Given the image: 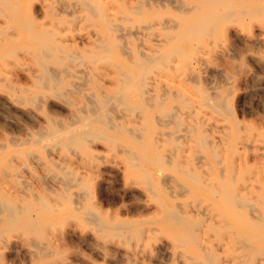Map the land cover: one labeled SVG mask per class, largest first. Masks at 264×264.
Wrapping results in <instances>:
<instances>
[{"label": "rangeland", "instance_id": "rangeland-1", "mask_svg": "<svg viewBox=\"0 0 264 264\" xmlns=\"http://www.w3.org/2000/svg\"><path fill=\"white\" fill-rule=\"evenodd\" d=\"M95 1L0 0V264H264V0Z\"/></svg>", "mask_w": 264, "mask_h": 264}, {"label": "bare ground", "instance_id": "bare-ground-1", "mask_svg": "<svg viewBox=\"0 0 264 264\" xmlns=\"http://www.w3.org/2000/svg\"><path fill=\"white\" fill-rule=\"evenodd\" d=\"M2 1H4V0H2ZM15 3V2H14ZM206 5H207V3H205ZM205 4H201V7H204L205 6ZM15 5V4H14ZM76 6V5H75ZM136 6V5H135ZM134 6V7H135ZM215 6V5H214ZM8 7V6H7ZM10 7H12V9H13V6H11V5H9V7L8 8H10ZM17 7V6H16ZM74 9H75V14H77V15H79L80 16V14H82L83 16H85L86 18L87 17H90V19H91V21L92 20H95V19H100L101 21H103V23H105L107 26L106 27H108L107 29H105V31L103 32V33H98V35H97V37H92L91 39H90V45H94V44H96V43H103L104 45L103 46H106L105 44V42H107V41H112V40H114V39H111V38H113V37H111V38H109L108 37V34L106 33V30H112L111 28H109L110 27V22L108 21L109 19H107V16H106V14H105V12H104V9H103V6H101V4L100 3H98L97 1H95V0H79V2H78V5L76 6V7H74ZM141 9V8H140ZM137 11H138V9H137ZM73 12V11H72ZM134 12V11H133ZM230 12V11H229ZM2 13V12H1ZM14 13V12H13ZM12 13V14H13ZM228 13V12H227ZM234 12H232V14H233ZM241 13V12H240ZM141 14V13H140ZM4 15H7V14H4ZM77 15H75V17H77ZM11 16H13V19H15L14 17H16L15 16V14H13V15H11ZM72 16H74V15H72ZM6 17V16H5ZM8 17V16H7ZM81 17V16H80ZM94 18V19H93ZM218 18H219V12L218 11H215V12H213V14L207 19V20H205V21H202V22H200L199 24H197V26H195V27H193L191 30L193 31V30H208V28H207V26L211 23V22H213V21H217L218 20ZM223 19V18H222ZM228 19V18H227ZM100 20H96L97 21V23H98V21H100ZM101 21L99 22L100 24H102L101 23ZM94 22V21H93ZM13 23V22H12ZM11 23V26L13 25ZM16 23V22H15ZM95 23V22H94ZM98 23V24H99ZM104 24V25H105ZM115 25V24H114ZM216 26H217V24H215ZM31 26V25H30ZM101 26V25H100ZM33 27V26H32ZM102 27H103V24H102ZM113 27V26H112ZM114 27H116V26H114ZM16 28V27H15ZM29 29V32H28V34H27V36L29 37V39L31 40V41H37V40H45V39H47V37L49 38V39H51L52 41H54L55 43H56V41H55V37L53 36V34L52 35H50V36H48V34H49V32H45V31H43L42 30V32H38V31H35L34 29H31V28H28ZM103 29H104V27H103ZM101 31V30H100ZM117 32H118V30H117ZM187 32V31H186ZM211 32V31H210ZM14 35V34H13ZM128 35V34H127ZM10 37V36H9ZM116 37H117V35H116ZM122 37V36H121ZM127 37V36H126ZM118 38V37H117ZM3 39V38H2ZM116 41V40H115ZM76 42V41H75ZM118 42V41H117ZM120 43V42H119ZM41 44H43V43H41ZM56 45H58L57 43H56ZM59 45H60V43H59ZM58 45V46H59ZM126 44H124L123 46H125ZM102 46V47H103ZM119 46V45H118ZM93 47H97V45L96 46H93ZM100 47V45L98 46V48ZM117 47V46H116ZM46 48V47H45ZM94 48V49H95ZM106 48V47H105ZM44 49V48H43ZM97 49V48H96ZM103 49V48H102ZM42 50V49H41ZM46 50V49H45ZM107 50H109V47L107 48ZM47 51H49V49H47ZM59 51V50H58ZM66 51V50H65ZM102 51V50H101ZM176 51V50H175ZM50 52V51H49ZM98 52H100V51H98ZM103 52V51H102ZM108 52V51H107ZM40 53V52H39ZM66 53H67V51H66ZM94 53H96V52H94ZM94 53H91V54H94ZM173 53H174V51H173ZM42 54H43V52H42ZM78 54V53H77ZM131 54V53H130ZM44 55V54H43ZM50 55V54H49ZM53 55V54H52ZM52 55H50V56H52ZM79 55V54H78ZM83 55V54H82ZM110 55V54H109ZM157 55V54H156ZM164 55V54H163ZM49 56V57H50ZM67 56V55H66ZM73 56V55H72ZM75 56V55H74ZM137 56H138V53H137ZM170 56V55H169ZM44 57V56H43ZM48 57V56H47ZM147 57V56H146ZM49 59V58H48ZM166 59V58H165ZM70 60H72V58L70 59ZM143 60V59H142ZM73 61V60H72ZM145 61V60H144ZM71 62V61H70ZM150 64V63H149ZM44 66V65H43ZM139 67V66H138ZM153 67V66H152ZM62 69H65V68H62ZM134 69V68H133ZM144 72H146V70L144 71ZM147 72H150V71H147ZM56 74H57V72H56ZM59 74V73H58ZM124 74V73H123ZM145 74H147V73H145ZM144 74V75H145ZM131 75V74H130ZM141 75V78H142V73L140 74ZM143 75V76H144ZM147 76V75H146ZM67 77V76H66ZM128 77L129 78H131L130 76H126V79H128ZM147 78V77H146ZM41 79H43V78H41ZM61 79V78H60ZM132 79V78H131ZM143 79H145V78H143ZM141 80V79H140ZM39 81V80H38ZM41 81V80H40ZM52 81V80H51ZM62 81V80H61ZM138 81V80H137ZM143 82V81H142ZM53 83V82H52ZM51 87V86H50ZM95 98V97H94ZM114 101V100H113ZM104 102V101H103ZM109 104V103H108ZM94 107V106H93ZM95 108V107H94ZM91 109V108H90ZM102 112H104L103 111V109H102ZM95 114H96V112H95ZM100 115V114H99ZM82 116V115H81ZM93 120V119H92ZM94 123V122H93ZM88 128H89V126H88ZM89 130V129H88ZM87 130V131H88ZM55 131V130H54ZM79 133H80V131H79ZM78 133V134H79ZM82 134V133H81ZM86 134H89V133H86ZM77 136V135H76ZM80 136V135H79ZM83 136V135H82ZM91 136V135H90ZM89 136V137H90ZM81 137V136H80ZM74 137H72V138H70V140L72 139L73 141H74V139H73ZM83 140V139H82ZM84 142H86V139L85 140H83ZM72 142V141H71ZM70 142V143H71ZM72 144H74V142L72 143ZM234 198V197H233ZM236 198V200H239V199H237V197H235ZM239 202H241L240 200H239ZM235 203V202H234ZM244 203V202H243ZM176 213V212H175ZM98 217V216H97ZM176 220V219H175ZM188 241V240H187ZM185 243V242H184ZM183 243V244H184ZM205 253V252H204ZM205 255V254H204ZM206 257V260H207V258H209V256H205ZM211 260L213 261V259L211 258ZM209 261V260H208ZM208 261H206V262H208ZM199 262H201V260L199 261ZM209 263V262H208ZM210 264H212L211 263V261H210Z\"/></svg>", "mask_w": 264, "mask_h": 264}]
</instances>
